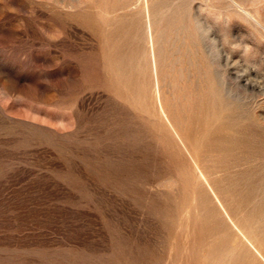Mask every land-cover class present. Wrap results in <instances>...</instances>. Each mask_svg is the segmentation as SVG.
I'll return each instance as SVG.
<instances>
[{
  "label": "rangeland",
  "instance_id": "1",
  "mask_svg": "<svg viewBox=\"0 0 264 264\" xmlns=\"http://www.w3.org/2000/svg\"><path fill=\"white\" fill-rule=\"evenodd\" d=\"M262 171L264 0H0V264H264Z\"/></svg>",
  "mask_w": 264,
  "mask_h": 264
},
{
  "label": "bare ground",
  "instance_id": "2",
  "mask_svg": "<svg viewBox=\"0 0 264 264\" xmlns=\"http://www.w3.org/2000/svg\"><path fill=\"white\" fill-rule=\"evenodd\" d=\"M149 21H150V20H149ZM130 22H131V21H130ZM148 23H149V22H148ZM149 28H151V27H149ZM149 33H150V32H149ZM150 34H151V33H150ZM149 36H150V35H149ZM150 42H151V41H150ZM151 43H152V42H151ZM151 43H150V44H151ZM151 45H152V44H151ZM152 57H153V56H152ZM152 60H153V59H152ZM221 84H222V83H221ZM170 91H172V90H170ZM154 93H155V92H154ZM188 95H189V94H188ZM162 96H163V95H162ZM160 97H161V96H160ZM159 105H161V104H159ZM161 110H162V109H161ZM163 114H164V113H163ZM164 117H165V116H164ZM169 117H170V116H169ZM169 117H168V118H169ZM170 119H171V118H170ZM167 120H168V119H167ZM209 120H210V119H209ZM169 123H170V122H169ZM173 124H174V123H173ZM172 126H173V125H172ZM182 126H183V125H182ZM169 128H170V127H169ZM175 128H176V127H175ZM216 128H217V127H216ZM218 128H220V127L218 126ZM173 130H174V129H173ZM218 131H219V130H218ZM221 131H222V130H221ZM237 132H238V131H237ZM175 133H176V132H175ZM216 133H217V132H216ZM243 133H244V132H243ZM198 135H199V134H198ZM220 135H221V134H220ZM184 136H185V135H184ZM172 137H173V136H172ZM209 137H210V136H209ZM244 137H245V136H244ZM178 138H179V136H178ZM257 139H258V138H257ZM161 140H162V138H161ZM175 140H176V138H175ZM223 140H224V139H223ZM260 140H261V139H260ZM177 141H178V140H176V142H177ZM179 141L181 142L180 139H179ZM204 141H206V140H204ZM221 141H222V140H221ZM172 142H173V141H172ZM187 142H188V141H187ZM225 142H226V141H225ZM225 142H223V143H225ZM237 142H238V141H236V143H237ZM243 142H245V141H243ZM243 142H241V143H243ZM200 143H201V142H200ZM213 143H214V142H213ZM221 143H222V142H221ZM255 143H256V142H255ZM178 144H179V143H178ZM190 144H191V143H190ZM216 144H217V143H216ZM256 144H257V143H256ZM182 145H183V144H182ZM201 145H202V144H201ZM176 146H177V145H176ZM180 146H181V145H180ZM226 146H227V145H226ZM250 146H251V145H250ZM159 147H160V146H159ZM169 147H170V146H169ZM177 147H178V146H177ZM183 147H184V146H183ZM192 147H193V146H192ZM213 147H214V146H213ZM193 148H194V147H193ZM191 149H192V148H191ZM214 149H215V147H214ZM175 150H177V149H175ZM175 150H174V151H175ZM185 150H186V148H185ZM189 150H190V149H189ZM229 150H230V149H229ZM231 150H232V149H231ZM259 150H260V149H259ZM174 151H173V154H175ZM175 152H176V151H175ZM177 152H178V151H177ZM186 152H187V150H186ZM190 152H191V151H190ZM237 152H238V151H237ZM252 152H253V151H252ZM168 153H169V152H168ZM191 153H192V152H191ZM204 153H205V151H204ZM246 153H247V152H246ZM246 153H245V154H246ZM254 153H255V152H254ZM170 154H171V153H170ZM184 154H185V153H184ZM188 154H189V152H188ZM226 154H227V153H226ZM252 154H253V153H252ZM255 154H257V153H255ZM181 155H182V153H181ZM185 155H186V154H185ZM192 155H193V154H192ZM207 155H208V154H207ZM211 155H212V154H211ZM239 155H240V154H239ZM175 156H176V155H175ZM178 156H179V155H178ZM189 156H190V155H189ZM194 156H195V155H194ZM254 156H255V155H254ZM192 157H193V156H192ZM236 157H237V156H236ZM257 157H258V156H257ZM171 158H172V157H171ZM171 158H170V159H171ZM197 158H198V156H197ZM206 158H207V157H206ZM237 158H238V157H237ZM173 159H175V158H173ZM183 159H185V158H183ZM193 159H194V158H193ZM222 159H223V158H222ZM222 159H221V160H222ZM231 159H232V158H231ZM208 160H209V158H208ZM235 160H236V158H235ZM171 161H172V160H171ZM193 161H194V160H193ZM195 161H197V160H195ZM232 161H233V160H232ZM210 162H211V160H210ZM217 162H219V161H217ZM172 163H173V162H172ZM186 163H187V162H186ZM197 163H198V162H197ZM213 163H214V162H213ZM222 163H223V162H222ZM222 163H221V164H222ZM232 163H233V162H232ZM175 164H177V163H175ZM187 164H188V163H187ZM215 164H216V163H215ZM218 164H219V163H218ZM218 164H216V165H218ZM227 164H228V163H227ZM237 164H238V163H237ZM172 165H173V164H172ZM207 165H208V164H207ZM209 165H210V168H211V164H210V163H209ZM209 165H208V166H209ZM239 165H240V164H239ZM178 166H179V165H178ZM180 166H181V165H180ZM186 166H187V165H186ZM212 166H213V164H212ZM214 166H215V165H214ZM175 167H176V166H175ZM173 168H174V167H173ZM176 168H177V167H176ZM180 168H182V167H180ZM197 168H199V167H197ZM207 168H209V167H207ZM210 168H209V169H210ZM225 168H226V167H225ZM231 168H232V167H231ZM231 168H230V169H231ZM255 168H256V167H255ZM232 169H233V168H232ZM245 169H246V168H245ZM175 170H176V169H175ZM177 170H178V169H177ZM213 170H214V169H213ZM213 170H210V171H213ZM219 170H220V169H219ZM226 170H228V169H226ZM180 171H181V170H180ZM198 171H199V170H198ZM203 171H204V170H203ZM234 171H236V170H234ZM258 171H259V170H258ZM258 171H257V174H260V172L258 173ZM260 171H261V170H260ZM200 172H201V169H200ZM200 172H196V173H200ZM207 172H209L208 169H207ZM215 172H217V170H216ZM220 172H221V171H220ZM220 172H219V173H220ZM222 172H223V171H222ZM222 172H221V173H222ZM228 172H229V171H228ZM230 172H231V171H230ZM248 172H249V170H248ZM248 172L245 171V173H247V175H248ZM262 172H264V171H262ZM262 172H261V173H262ZM175 173H176V172H175ZM175 173H174V174H175ZM212 173H213V172H212ZM221 173H220V174H221ZM232 173H233V171H232ZM236 173H237V172H236ZM181 174H182V173H181ZM201 174H202V173H201ZM229 174H230V173H229ZM187 175H188V174H187ZM197 175H198V174H197ZM170 176H171V175H170ZM179 176H180V174H179ZM188 176H189V175H188ZM204 176H205V175H204ZM204 176H203V177H204ZM207 176H208V174H207ZM230 176H231V175H230ZM237 176H238V175H237ZM209 177H210V176H209ZM239 177H240V176H239ZM251 177H252V176H251ZM143 178H144V177H143ZM175 178H176V175H175ZM188 178H189V177H188ZM205 178H207V177H205ZM216 178H217V177H216ZM220 178H221V177H220ZM196 179H198V178H196ZM200 179H201V178H200ZM227 179H228V178H227ZM244 179H246V178H244ZM144 180H145V179H144ZM210 180H211V179L209 178V181H210ZM247 180L249 181V179H247ZM261 180H262V179H261ZM176 181H177V180H176ZM188 181H189V179H188ZM190 181H191V180H190ZM193 181H194V180H193ZM197 181H198V180H197ZM250 181H251V180H250ZM259 181H260V180H259ZM143 182H144V181H143ZM177 182H178V181H177ZM210 182H211V181H210ZM215 182H216V181H215ZM220 182H222V181H220ZM254 182H256L255 179H254ZM186 183H187V182H186ZM203 183H204V181H203ZM206 183H207V182H206ZM230 183H231V182H230ZM246 183H247V182H246ZM252 183H253V182H252ZM257 183H258V182H257ZM194 184H195V183H194ZM197 184H198V183H197ZM199 184H200V183H199ZM210 184H211V183H210ZM220 184H221V183H220ZM249 184H250V183H249ZM223 185H224V184H223ZM195 186H196V185H195ZM209 186H210V185H209ZM230 186H231V185H230ZM248 186H249V185H248ZM252 186H253V185H252ZM256 186H258V185H256ZM261 186H264V185H261ZM141 187H142V186H141ZM176 187H177V186H176ZM176 187H174V189H175ZM197 187L200 188V186H197ZM206 187H207V186H206ZM226 187H227V186H226ZM226 187H224V188H226ZM233 187H235V186H233ZM258 187H259V186H258ZM172 188H173V187H172ZM178 188H179V187H178ZM141 189H142V188H141ZM210 189H212V186H211ZM228 189H229V188H228ZM194 190H195V189H194ZM139 191H140V190H139ZM186 191H187V190H186ZM200 191H201V189H200ZM212 191H213V190H212ZM228 191H229V190H228ZM228 191H225V192H228ZM152 192H153V191H152ZM172 192H174V191H172ZM179 192H180V191H179ZM181 192H182V191H181ZM184 192H185V191H184ZM140 193H141V192H140ZM177 194H178V192H177ZM177 194H176V195H177ZM179 194H180V193H179ZM184 194H185V193H184ZM214 194H215V192H214ZM234 194H235V192H234ZM262 194H264V193H262ZM262 194H261V195H262ZM191 195H192V191H191ZM200 195H201V194H200ZM218 195H219V194H218ZM225 195H226V193H225ZM154 196H155V195H154ZM227 196H228V195H227ZM235 196H236V195H235ZM172 197H173V196H172ZM180 197H181V196H180ZM191 197H192V196H191ZM193 197H195V195H193ZM213 197H214V196H213ZM141 198H142V197H141ZM175 198H176V197H175ZM184 198H185V197H184ZM220 198H221V197H220ZM225 198H226V197H225ZM151 199H152V198H151ZM243 199H244V198H243ZM246 199H248V198H246ZM190 200H191V199H190ZM179 201H181V200H179ZM237 201H239V200H237ZM252 201H253V200H252ZM256 201H257V200H256ZM154 202H155V200H154ZM162 202H163V200H162ZM176 202H178V201L176 200ZM185 202H186V200H185ZM185 202H184V203H185ZM224 202H225V201H224ZM228 202H229V201H228ZM230 202H232V201H230ZM149 203H150V202H148L147 204H149ZM179 203H181V202H179ZM186 203H187V202H186ZM186 203H185V204H186ZM194 203H195V202H194ZM225 203H226V202H225ZM234 203H235V202H234ZM257 203H258V201H257ZM140 204H141V203H140ZM144 204H145V202H144ZM160 204H161V203H160ZM217 204L220 205L218 202H217ZM226 204H227V203H226ZM242 204H244V203H242ZM262 204H264V203H262ZM168 205H169V204H168ZM187 205H188V204H187ZM199 205H200V204H199ZM159 206H160V205H159ZM184 206H185V205H184ZM227 206H228V205H227ZM257 206H258V205H257ZM177 207H178V206H177ZM180 207H181V206H179V208H180ZM186 207H187V206H186ZM186 207H185V208H186ZM219 207H220V206H219ZM253 207H254V206H253ZM147 208H148V207H147ZM150 208H151V207H150ZM183 208H184V207H183ZM191 208H192V207H191ZM227 208H228V207H227ZM243 208H244V207H243ZM175 209H176V208H175ZM220 209H221V208H220ZM222 209H223V207H222ZM245 209H246V208H245ZM250 209H251V208H250ZM252 209H253V208H252ZM147 210H148V209H147ZM152 210H154V212H155V208L153 209V207H152ZM255 210H256V209H255ZM255 210H254V211H255ZM173 211H174V210H173ZM167 212H168V210H167ZM176 212H177V211H176ZM193 212H194V210H193ZM249 212H250V211H249ZM249 212H248V214H249ZM251 212H253V211H251ZM258 212H259V211H258ZM174 213H175V212H174ZM186 213L188 214V212H186ZM160 214H161V213H160ZM175 214H176V213H175ZM184 214H185V213H184ZM223 214H225V213H223ZM256 214H257V213H256ZM166 215H167V214H166ZM188 215H189V214H188ZM226 215H227V214H226ZM253 215L255 216V214H253ZM253 215H252V216H253ZM170 216H171V215H170ZM175 216H176V215H175ZM175 216H174V218H175ZM177 216H178V214H177ZM191 216H192V215H191ZM246 216H247V215H246ZM249 216H250V215H249ZM257 216H258V215H257ZM194 217H195V216H194ZM226 217H227V216H226ZM239 217H240V216H239ZM244 217H245V216H244ZM157 218H158V217H157ZM202 218H203V217H202ZM254 218H255V217H254ZM259 218H260V217H259ZM176 219H177V218H176ZM182 219H183V218H182ZM190 219H192V218H190ZM195 219H197V217H196ZM215 219H216V218H215ZM250 219H252V218H249L248 220H250ZM204 220H205V219H204ZM207 220H208V219H207ZM243 220H244V219H243ZM183 221H184V220H183ZM183 221H182V222H183ZM205 221H206V220H205ZM256 221H257V220H256ZM206 222H208V221H206ZM245 222H246V221H245ZM262 222H264V221H262ZM262 222H261V223H262ZM187 223H188V222H187ZM210 223H211V222H210ZM218 223H219V222H218ZM249 223H250V222H249ZM254 223H255V222H254ZM261 223H259V224H261ZM179 224H180V223H179ZM202 224L205 225V223H202ZM206 224H209V222L206 223ZM213 224H214V222H213ZM215 224H216V223H215ZM245 224H246V223H245ZM262 224H264V223H262ZM188 225H190V224H188ZM210 225H211V224H210ZM224 225H225V224H222V223H221V225H219V226H222V228H225ZM252 225H253V224H252ZM208 226H209V225H208ZM211 226H212V225H211ZM214 226H215V225H214ZM262 226H264V225H262ZM212 227H213V226H212ZM216 227H217V226H215V228H216ZM259 227H260V226H259ZM259 227H258V228H259ZM203 228H204V227H203ZM206 228H207V227H206ZM227 228H228V227H227ZM236 228H237V227H236ZM258 228H257V229H258ZM204 229H205V228H204ZM217 229H219V228H217ZM246 229H247V228H246ZM253 229H254V228H253ZM257 229H256V230H257ZM238 230H239V229H238ZM241 230H242V229H241ZM207 231H208V228H207ZM243 231H244V229H243ZM245 231H246V230H245ZM245 231H244V233H245ZM258 231H259V230H258ZM176 232H178V231H176ZM193 232H194V231H193ZM197 232H198V231H197ZM197 232H196V230H195V234H196ZM204 232H205V231H204ZM209 232H210V231H209ZM216 232H217V231H216ZM221 232H222V231H221ZM232 232H233V231H232ZM250 232H251V231H250ZM259 232H260V231H259ZM206 233H208V232H206ZM206 233H205V234H206ZM212 233H213V232H212ZM217 233L219 234V231H218ZM248 233H249V232H248ZM256 233H257V232H256ZM169 234H170V233H169ZM200 234H201V233H200ZM203 234H204V233H202V235H203ZM208 234H209V233H208ZM208 234H207V236H208ZM245 234H246V233H245ZM254 234H255V233H254ZM254 234H253V235H254ZM257 234H259V233H257ZM167 235H168V233H167ZM175 235H176V234H175ZM210 235H211V234H210ZM246 235H247V234H246ZM249 235H251V234H248L247 236L249 237ZM197 236H199V235H197ZM218 236H220V235H218ZM218 236H217V238H218ZM254 236H255V235H254ZM259 236H260V235H259ZM208 237H209V236H208ZM212 237H213V239H212V241H213V240H214V236H212ZM252 237H253V236H252ZM257 237H258V236H257ZM170 238H171V237H170ZM174 238H175V237H174ZM197 238H200V237H197ZM201 238H202V236H201ZM201 238H200V239H201ZM204 238H206V237H204ZM204 238H202V239H204ZM209 238H210V237H209ZM220 238H221V237H220ZM171 239H172V238H171ZM248 239H249V238H248ZM172 240H173V239H172ZM174 240H175V239H174ZM190 240H191V239H190ZM217 240H219V239H217ZM203 241H204V240H203ZM206 241H207V239L205 240V242H206ZM262 241H264V240H262ZM190 242H191V241H190ZM193 242H194V241H193ZM205 242H204V244H205ZM207 242H209V240H208ZM201 243H202V242H201ZM211 243H218V242L213 241V242H211ZM219 243H223L221 239L219 240ZM224 243H225V242H224ZM228 243H229V242H228ZM175 244H176V242H175ZM204 244H203V245H204ZM209 244H210V242H209ZM173 245H174V244H173ZM201 245H202V244H201ZM205 245H206V244H205ZM205 245H204V247H205ZM207 245H208V244H207ZM207 245H206V247H207ZM212 245H214V244H212ZM212 245H210V247H212ZM146 246H147V245H146ZM194 246H195V245H194ZM221 246H222V245H221ZM221 246H220V248H221ZM138 247H140V245H139ZM196 247H197V246H196ZM210 247H208V248H210ZM223 247H224V246H223ZM118 248H119V247H118ZM208 248H207V249H208ZM214 248H215V247H214ZM225 248H226V247H224V250H225ZM119 249H120V248H119ZM145 249H146V248H145ZM207 249L205 248V251H207ZM212 249H213V248H211L210 253L214 252V250L212 251ZM198 250H200V248H199ZM208 250H209V249H208ZM144 251H146V250H144ZM216 251H219V250L216 249ZM216 251H215V252H216ZM118 252H119V251H118ZM138 252H139V251H138ZM142 252H143V251H142ZM208 252H209V251H208ZM222 252H224V251H222ZM116 253H117V251H116ZM205 253H206V252H205ZM210 253H209V254H210ZM217 253H218V252H217ZM217 253H216V254H217ZM140 254H141V253H140ZM218 254H219V253H218ZM220 254H221V253H220ZM214 255H215V254H214ZM138 256H139V255H138ZM138 256H137V257H138ZM195 256H196V255H195ZM206 256H207V254H206ZM210 256H212V254H211ZM215 256H216V255H215ZM215 256H214V257H215ZM222 256H223V254L221 255V257H222ZM153 257H154V256H153ZM153 257H152V258H153ZM219 257H220V256H219ZM196 258H197V257H196ZM198 258L200 259V257H198ZM198 258H197V259H198ZM204 258H205V257H204ZM204 258H201V259L203 260ZM206 258H207V257H206ZM211 258H213V257H211ZM223 258H224V257H222L220 260H223ZM136 259H137V258H136ZM136 259H135V260H136ZM215 259H216V258H215ZM218 259H219V258L217 257V261H218ZM209 261H210V259H209ZM115 262H116V260H115ZM117 262H118V261H117ZM138 262H139V261H138ZM140 262H141V261H140ZM203 262H204V261H203ZM207 262H208V261H207ZM207 262H206V263H207ZM210 262H213V261H210ZM220 262H221V261H220ZM204 263H205V262H204ZM216 263H218V262H216ZM216 263L214 262V264H216ZM222 263H223V262H222ZM119 264H120V263H119ZM207 264H208V263H207ZM218 264H219V263H218ZM220 264H221V263H220Z\"/></svg>",
  "mask_w": 264,
  "mask_h": 264
}]
</instances>
